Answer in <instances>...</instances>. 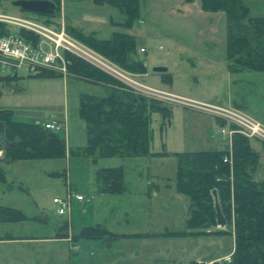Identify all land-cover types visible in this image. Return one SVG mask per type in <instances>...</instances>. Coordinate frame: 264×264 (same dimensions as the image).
<instances>
[{
	"label": "rangeland",
	"instance_id": "374dc122",
	"mask_svg": "<svg viewBox=\"0 0 264 264\" xmlns=\"http://www.w3.org/2000/svg\"><path fill=\"white\" fill-rule=\"evenodd\" d=\"M244 3L251 16H264V0ZM61 9L59 16L62 11L68 20L76 19L81 31H93L100 40L108 39L112 31L133 37L135 58L145 65L144 78L92 52L109 65H116L138 85L160 91L156 99L169 107L170 114L167 120L158 113L150 115V149L168 154L93 162L91 157L73 153L86 144L84 124L78 116L79 97H102L105 88L55 73L58 77H30L19 69L14 79L0 86V109L10 111L11 119L17 122H61L63 128L56 132L65 139L67 152L64 158L0 164L4 178L0 182V205L17 209L26 217L0 223V264H165L161 259L167 255L163 259L170 264H186L189 259L214 255L218 256L213 260H193L190 264L226 263L224 260L231 258L234 250L231 234L163 235L188 231L184 222L186 198L175 190L176 162L171 153L220 149L221 142L220 125L214 117L172 103L175 99L168 95L164 98L161 92L225 108H235V100L243 105L239 111L264 124V72L228 70L225 13L201 10L200 0H141L140 17L129 29L110 27L108 20L121 22L122 14L92 0H65ZM0 15L25 16L8 0L0 2ZM59 16L52 25L65 26ZM8 29L13 32L12 27ZM157 66L166 68L168 82L160 73H151V68ZM224 147L227 149L225 143ZM117 167L122 170L124 192H98L96 171ZM256 171L258 179L264 181V154ZM69 194V212L57 216L52 199H64ZM75 195L83 200L77 202ZM215 197L211 199L213 203H217ZM63 222L65 230L60 229ZM95 225L119 235L142 233L146 239H123L113 242L110 248H101L98 240H71L83 227ZM214 230L226 229L210 227V231ZM63 233L67 240L58 238ZM152 250L157 254L152 255Z\"/></svg>",
	"mask_w": 264,
	"mask_h": 264
},
{
	"label": "trees",
	"instance_id": "16d2710c",
	"mask_svg": "<svg viewBox=\"0 0 264 264\" xmlns=\"http://www.w3.org/2000/svg\"><path fill=\"white\" fill-rule=\"evenodd\" d=\"M51 1L56 6L51 16L21 14L32 15L46 25L53 24V19L59 16V0ZM92 1L99 6L108 5L122 14V21L113 22V26L129 29L140 17L141 0ZM200 8L205 12L225 13L228 70L264 72V16H251L244 0H200ZM8 28L0 22V35L12 33L32 42L36 40L30 32L22 29H13L11 32ZM64 30L123 70L135 74L146 72L143 61L135 58L136 47L131 35L114 31L108 39L100 40L93 34H83L70 26H64ZM64 57L69 77L106 87V94L102 97L80 95L78 116L84 124L86 144L82 150L73 153L91 157L93 162L113 157L168 154L150 149V115L158 113L162 120H167L170 114L168 106L133 92L131 88L77 57L69 54ZM158 75L165 82L170 80L167 72ZM14 77L0 76V81L8 83ZM30 77L58 76L42 70ZM0 122L3 125L0 164L65 157V139L56 131L47 130L43 125L13 121L8 110L0 109ZM171 155L176 162L173 176L175 190L188 203L185 220L188 231L165 232L163 235L231 234L234 237L231 261L222 264H264V181H255L253 178L259 165V153L252 147L250 139L240 134L233 135L231 164L222 161L229 155L225 147L220 150L173 152ZM3 181L0 168V182ZM96 186L101 193H123L125 188L121 168L98 169ZM213 196H216L217 203L212 202ZM25 219L19 210L0 205V223ZM216 226L226 230L210 231V227ZM65 228L66 222H63L60 229ZM105 237L113 239L118 236L109 233L101 225H95L83 227L71 240H104ZM134 237L143 235L136 234ZM58 238H66V234Z\"/></svg>",
	"mask_w": 264,
	"mask_h": 264
},
{
	"label": "built area",
	"instance_id": "2783aa9c",
	"mask_svg": "<svg viewBox=\"0 0 264 264\" xmlns=\"http://www.w3.org/2000/svg\"><path fill=\"white\" fill-rule=\"evenodd\" d=\"M0 22L13 29H22L30 32L36 37L35 42H32L30 39L20 38L12 33L0 35V76H13L16 75L19 69H23L28 76H34L42 70H46L64 77L68 75L64 55L69 54L110 75L125 86L135 90L138 94L141 93L143 96L155 100L159 97L156 93L160 91L144 85H141L142 87L138 85L137 82L128 78V75L122 72L116 65L112 63L109 65L107 61L101 59L91 49L68 35L61 24L46 25L32 15L21 17L0 15ZM161 93L164 94V98L165 95L173 97L175 100L172 103L207 113L218 122L228 125L227 128L224 126L219 128V134L224 139L229 152V155L222 159L225 163L231 164V146L234 134H240L264 144V124L250 118L235 108L204 105L175 97L165 92ZM43 127L51 131H59L63 128L62 124L56 122L45 123ZM70 199V194L64 199H52V204L56 206L55 214L57 216L69 212ZM75 200L80 202L83 200V197L75 195ZM230 261L231 258L229 257L224 260L226 263ZM198 264L212 263L198 261Z\"/></svg>",
	"mask_w": 264,
	"mask_h": 264
},
{
	"label": "crops",
	"instance_id": "0c3cea01",
	"mask_svg": "<svg viewBox=\"0 0 264 264\" xmlns=\"http://www.w3.org/2000/svg\"><path fill=\"white\" fill-rule=\"evenodd\" d=\"M2 1H4V0H0V2H2ZM8 1H11V0H8ZM64 1L65 0H59V11H60V9H61V7L62 6H64ZM62 10V9H61ZM60 13V12H59ZM59 21H61V23L62 24H64L65 26H70V27H72V28H74V29H77V30H79L80 32H82L83 34H86V33H84L83 31H81V28H80V26L78 25V23L76 22V19H71V21L70 20H68V18L65 16V14L64 13H62V11H61V16H59ZM65 22V23H64ZM108 22H109V25H110V27H112V28H114L115 26H113V21L112 20H108ZM112 32H114V31H112ZM111 32V33H112ZM88 34V33H87ZM89 34H95L93 31H90L89 32ZM111 35V34H110ZM95 36V35H94ZM98 39V38H97ZM152 73V72H151ZM155 74V73H154ZM145 75H146V73H144V74H141L140 75V77H142V78H144L145 77ZM4 85H6V83L4 82V81H0V86L1 87H3ZM98 85H100V84H98ZM104 88H105V90H106V87L105 86H103ZM232 102L235 104V108L236 109H238V110H243V105H240V104H238V103H236V101L235 100H232ZM228 105H230V106H232L231 105V102H229L228 103ZM56 122V121H55ZM57 123H60V124H62L61 122H57ZM217 123V126H219L220 125V123L219 122H216ZM222 126H224V125H222ZM221 125H220V127H222ZM219 127V128H220ZM218 128V129H219ZM219 141L221 142V146H220V149H222V148H224V139H222L221 138V136H220V134H219ZM65 144H66V142H65ZM251 145H252V147L254 148V150L255 151H257L258 153H259V162H260V158H261V156L264 154V145L262 144V143H260L259 141H257V140H255V143H251ZM220 149H215V150H220ZM0 154H1V151H0ZM257 171L254 173V176H253V178H254V180L255 181H260V179H258V177L256 176L257 174ZM184 204H185V220H186V218H187V213H188V203H187V200H184ZM185 222V221H184ZM108 231V230H107ZM109 233H111V234H114V233H112V232H110V231H108ZM136 234H139V235H144V234H142V233H138V232H132V233H120V235L119 234H114V235H117L118 237H116V238H113V239H109V238H105L104 240H98L99 242V244L101 245V248L102 247H104V248H110L111 247V244L113 243V242H116V241H121V240H128V239H138L139 241H143L144 239H146V238H143V237H134V235H136ZM152 235H154V234H152ZM120 236V237H119ZM128 236V237H127ZM148 236V235H147ZM156 236H159V235H156ZM143 238V239H142ZM63 240H67V239H64L63 238ZM153 248V247H152ZM151 248V249H152ZM152 252V255H156L157 254V251H155V250H152L151 251ZM167 253V252H166ZM135 255L137 256V253H135ZM218 255H214V256H207V257H203V258H200V257H196V258H193V259H189L188 261H187V263L186 264H190L191 263V261H193V260H200V261H203V260H213L214 258H216ZM152 257V256H151ZM164 257H169L168 255L167 256H163L162 257V261H164V262H166L165 264H170V262L167 260V261H165L163 258ZM201 259H203V260H201Z\"/></svg>",
	"mask_w": 264,
	"mask_h": 264
},
{
	"label": "water",
	"instance_id": "95a60500",
	"mask_svg": "<svg viewBox=\"0 0 264 264\" xmlns=\"http://www.w3.org/2000/svg\"><path fill=\"white\" fill-rule=\"evenodd\" d=\"M11 6L17 8L21 12L36 14V15H48L54 14L56 6L51 0H11ZM152 73H164L166 68L157 66L152 67L150 70ZM3 139V125L0 122V140Z\"/></svg>",
	"mask_w": 264,
	"mask_h": 264
}]
</instances>
